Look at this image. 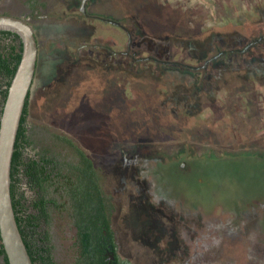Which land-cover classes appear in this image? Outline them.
I'll return each mask as SVG.
<instances>
[{"label":"rangeland","instance_id":"obj_1","mask_svg":"<svg viewBox=\"0 0 264 264\" xmlns=\"http://www.w3.org/2000/svg\"><path fill=\"white\" fill-rule=\"evenodd\" d=\"M80 1L0 0V14L27 20L37 40L26 153L66 172L77 157L60 137L85 151L129 264H264V44L205 71L180 64L263 35L264 0H87L88 17ZM92 15L120 22L157 61L95 49L121 48L127 35ZM64 181L50 191L60 204L49 209L50 254L77 264Z\"/></svg>","mask_w":264,"mask_h":264},{"label":"trees","instance_id":"obj_2","mask_svg":"<svg viewBox=\"0 0 264 264\" xmlns=\"http://www.w3.org/2000/svg\"><path fill=\"white\" fill-rule=\"evenodd\" d=\"M20 36L0 29V115L8 87L22 54ZM28 93L16 133L10 165V195L15 219L33 264H54L50 254V207L60 204L50 191L64 178L62 185L69 199L70 214L76 229L77 264H129L117 254V245L108 217L109 205L103 194L100 177L91 158L66 136L60 138L70 145L77 157L63 171L53 157L41 152L26 153L31 145L27 133ZM63 171V172H62ZM29 190L28 203L21 191ZM113 254L110 261L108 253ZM0 264H8L0 241Z\"/></svg>","mask_w":264,"mask_h":264},{"label":"water","instance_id":"obj_3","mask_svg":"<svg viewBox=\"0 0 264 264\" xmlns=\"http://www.w3.org/2000/svg\"><path fill=\"white\" fill-rule=\"evenodd\" d=\"M102 19L111 24H119L118 21L112 19ZM0 29L17 33L23 46L21 58L8 87L0 115V241L8 264H33L12 207L10 165L19 120L37 66V40L31 24L15 15L0 14ZM217 55L207 59L202 66L216 58Z\"/></svg>","mask_w":264,"mask_h":264},{"label":"flooded vegetation","instance_id":"obj_4","mask_svg":"<svg viewBox=\"0 0 264 264\" xmlns=\"http://www.w3.org/2000/svg\"><path fill=\"white\" fill-rule=\"evenodd\" d=\"M86 1L87 0H81L80 1L79 10L84 16L88 17V13L86 11ZM82 9H83V11H82ZM93 17L99 19L102 22H106L102 18H99V17H97L95 15ZM112 25H114V26H116L118 28H122L126 32L127 42H126L125 46H122L121 48H118V46L114 47L112 44H110V43H113V42H110L109 43L110 45L109 44H102V43H93V44H90V45L93 46L95 49L101 48L102 50L108 51L111 55L122 57L123 61L121 63H124L125 60H127V61L130 60L132 63L133 62L139 63V62H143V61H153V60L157 61L156 58H154L153 56H151L149 54L148 55H140L141 52L139 51L138 48L142 45V43L137 42V41L133 42L132 34H131V31L129 29H127L120 22L117 25L116 24H112ZM113 44H117L118 45L119 43H113ZM139 44H141V45H139ZM263 44H264V34L263 35H259L258 37H255L254 39L248 41L247 43H245L243 45L242 48L236 47V48H231V49L217 50V52L214 55H217V54L218 55L214 59L220 58L224 54L225 55H230V54H234V53H237L239 55L244 54V53L251 54L253 52V48L258 49V47L263 46ZM86 45H89V44L83 43L82 45L79 46V48L85 47ZM259 53L261 54V51ZM92 54H93V52H92ZM98 54L99 53H97V55ZM214 55H212V56H214ZM105 56H106V54H104V60L106 59ZM209 58H207V59H209ZM207 59H205L201 65H191V64L188 65V64H184V63H180V62H176V61H170L169 62V61H166V60H163L162 62L167 64V65H169V63L175 64V65H178L180 63L181 65L186 66L187 68H191L193 70L202 69V70L205 71V69L207 68L208 64L211 61L214 60V59H212L205 66H202ZM118 63H119V61H118ZM193 67H198V68H193ZM108 257H109V259L111 261L113 259V254L111 252L108 253Z\"/></svg>","mask_w":264,"mask_h":264}]
</instances>
